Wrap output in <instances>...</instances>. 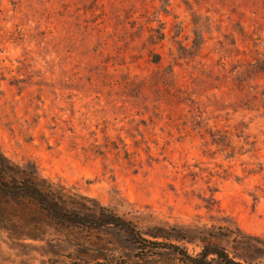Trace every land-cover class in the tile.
Segmentation results:
<instances>
[{
    "label": "rangeland",
    "instance_id": "rangeland-1",
    "mask_svg": "<svg viewBox=\"0 0 264 264\" xmlns=\"http://www.w3.org/2000/svg\"><path fill=\"white\" fill-rule=\"evenodd\" d=\"M0 148L151 241L195 257L211 236L264 264V0H0ZM181 227L191 241L163 237ZM172 250L156 264H180ZM134 252L0 199V264Z\"/></svg>",
    "mask_w": 264,
    "mask_h": 264
},
{
    "label": "trees",
    "instance_id": "trees-1",
    "mask_svg": "<svg viewBox=\"0 0 264 264\" xmlns=\"http://www.w3.org/2000/svg\"><path fill=\"white\" fill-rule=\"evenodd\" d=\"M55 186L41 178L35 166L32 165L29 169L26 166L22 168L12 163L0 148V199L22 201L29 198L35 200L46 216L65 228L72 226L82 230L106 228L119 230L131 241L135 252L132 259L123 261L119 259L116 264L161 263L164 254L156 252V249H173L175 259L180 264H213L214 261H218L220 264H250L242 263L235 257H231L228 250L219 247L211 236L198 237L202 244V250L195 257L191 256L186 249L175 244L151 241L145 236L148 234L138 228L135 222L118 215L109 208L100 205L88 206L86 202L91 200L87 197H82V202L69 200L68 196ZM188 230L186 227L174 228L173 233H167L163 237L167 241L171 239L191 241L193 238L187 234ZM150 235L157 238L159 234ZM153 259H155L154 262H152Z\"/></svg>",
    "mask_w": 264,
    "mask_h": 264
}]
</instances>
